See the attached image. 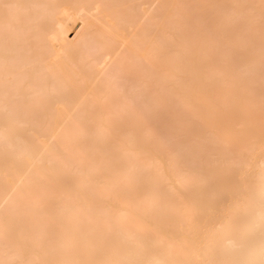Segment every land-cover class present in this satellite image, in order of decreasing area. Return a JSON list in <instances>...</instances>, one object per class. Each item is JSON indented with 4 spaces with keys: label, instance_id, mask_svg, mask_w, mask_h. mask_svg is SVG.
Segmentation results:
<instances>
[{
    "label": "bare ground",
    "instance_id": "obj_1",
    "mask_svg": "<svg viewBox=\"0 0 264 264\" xmlns=\"http://www.w3.org/2000/svg\"><path fill=\"white\" fill-rule=\"evenodd\" d=\"M0 264H264V0H0Z\"/></svg>",
    "mask_w": 264,
    "mask_h": 264
}]
</instances>
